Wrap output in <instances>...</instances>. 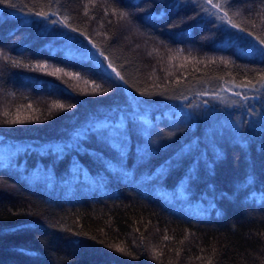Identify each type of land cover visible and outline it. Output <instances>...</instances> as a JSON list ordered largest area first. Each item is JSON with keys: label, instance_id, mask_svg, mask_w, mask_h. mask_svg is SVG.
I'll return each instance as SVG.
<instances>
[{"label": "trees", "instance_id": "16d2710c", "mask_svg": "<svg viewBox=\"0 0 264 264\" xmlns=\"http://www.w3.org/2000/svg\"><path fill=\"white\" fill-rule=\"evenodd\" d=\"M261 40L264 0L0 3V264H264Z\"/></svg>", "mask_w": 264, "mask_h": 264}, {"label": "snow or ice", "instance_id": "6c2138e0", "mask_svg": "<svg viewBox=\"0 0 264 264\" xmlns=\"http://www.w3.org/2000/svg\"><path fill=\"white\" fill-rule=\"evenodd\" d=\"M5 2H7V0H0V3H5ZM207 2L209 3V4H212V2H213V0H207ZM215 7H219V4H215L214 5ZM36 15H38V16H47L48 15V13H46V12H40V13H36ZM184 21L183 20H181V21H179V22H177V24H175V25H172V26H178L179 25V23H183ZM261 43H264V40H261ZM5 59H7V57H5ZM13 63H18V62H16V61H13ZM35 68H37V69H40V70H45L46 69V65H44V64H37V65H35L34 66ZM61 71H63L62 69H59V68H56L52 73H51V75H59L60 73H61ZM65 75H68V76H72V75H74L73 73H65ZM76 75H78V74H76ZM117 75H119V73H117ZM121 79H123V77H121ZM258 83H260L261 85H264V77H261V79L258 81ZM239 86H241V87H255V84H253V83H251V82H249L248 84H242V85H239ZM99 85H96L95 87H93V89H92V91L93 92H95V91H97V89H99ZM66 106L64 105V104H62V103H54L53 105H52V108H58V109H64ZM67 107L68 108H71V107H73L72 105H67ZM12 123H17V122H22V121H11ZM116 251H119V252H124L125 250L123 249V248H117L116 249Z\"/></svg>", "mask_w": 264, "mask_h": 264}]
</instances>
